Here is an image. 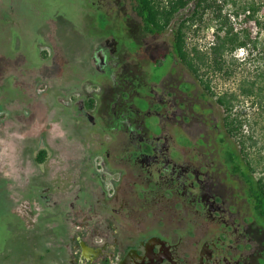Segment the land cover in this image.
I'll list each match as a JSON object with an SVG mask.
<instances>
[{"label": "flooded vegetation", "instance_id": "af4514ba", "mask_svg": "<svg viewBox=\"0 0 264 264\" xmlns=\"http://www.w3.org/2000/svg\"><path fill=\"white\" fill-rule=\"evenodd\" d=\"M95 2L98 8L82 14L86 30L102 27L98 14L111 25L113 2ZM130 7L126 14L142 22L134 0ZM88 34L98 44L83 77L94 91L110 93L112 107L101 117L76 92L71 105L81 109L70 117L96 154L86 169L93 164L99 173L91 179L77 172L78 189L61 209L58 179L50 185L35 176L26 191L19 171L0 172V187L16 197L19 212L18 227L10 226L12 208L0 213V264H41V245L48 264H264V194L248 170H236L234 137L215 115L217 95L199 77L181 76L179 58L153 79L151 60L142 69L126 61L125 42L112 30ZM165 53L177 55L175 47ZM100 128L109 141L94 139ZM67 164L61 174L81 168ZM22 228L31 230L24 240Z\"/></svg>", "mask_w": 264, "mask_h": 264}, {"label": "rangeland", "instance_id": "374dc122", "mask_svg": "<svg viewBox=\"0 0 264 264\" xmlns=\"http://www.w3.org/2000/svg\"><path fill=\"white\" fill-rule=\"evenodd\" d=\"M95 1L0 0V172L19 171L23 175L22 178L27 179L23 181L26 191L32 187L33 183L29 182L33 181L35 176L39 177L40 182L44 184L48 182L50 185L54 179H58L60 185L55 193L61 209H65L64 205L67 204L70 194L78 189L80 176L77 172L84 173L82 177L87 176L91 179H96V174L99 173L93 164H89L86 169L85 162L97 159H92L96 156L93 147L86 148L82 145L83 138H80L82 132L74 130L75 126L70 116L81 109V104L76 102L72 106V96L75 93L74 101L77 92L84 98L83 101H93L95 110L101 112V117H108L104 109L112 107L110 93L104 94L103 90L99 89L94 91L92 84L83 77L89 76L87 69L92 61L91 54L98 44L88 32L110 34L112 30L116 38L125 42L123 44L126 48L123 51L127 57L124 56L126 61L133 60L138 68L142 69L149 67L151 60V69L149 68L147 72L151 70L153 79L165 75L179 58L178 55L165 56V52L174 48L173 28L159 35H150L145 31L139 17L135 14H126L131 10L130 0H121L120 5L119 0H111L113 2L112 16H109L111 25L104 27V18L98 14L102 27L87 25V31L82 14L86 11L85 7L98 8ZM233 1L239 4L245 2ZM260 14L264 19V9ZM232 20L234 21V18ZM249 28L250 35L255 38L259 31L256 23L251 22ZM261 37L264 38V31ZM215 41L212 26L196 24L188 37V50L192 55L194 47L207 51ZM245 52L246 50L241 48L236 57L243 61L247 55ZM178 63L176 70H180L181 76L189 77V73L196 76L182 61ZM237 73L236 76L230 77L224 73L210 75L213 79V90L217 95L232 91L240 92V86L245 79L255 78L256 64L249 61L242 65ZM91 93L96 97L98 94L104 95L101 104L100 99L94 100ZM239 100L238 109L243 113L256 114L261 109L260 105L252 104L249 98L242 96ZM70 107H73V110L69 111ZM226 112L219 104L215 115L225 118ZM258 127L257 136L260 133ZM100 130L102 128L93 135L94 139L104 137L105 134ZM261 132H264V129ZM103 139L109 141L107 136ZM80 143L81 146H78ZM42 150L47 153L45 162L40 165L37 154ZM234 150L239 153V145L235 138ZM72 161H76V165L81 168L73 176L68 173L61 174L67 172L64 167L68 165L67 162ZM56 165L60 171V174H56L58 176L53 175ZM259 171L260 169L255 173L249 171L248 173L255 180L260 174ZM16 203V197H7L0 187V213L5 214L12 208L11 227H18L19 223L15 216ZM39 209L44 212L46 208ZM1 220L0 218V223ZM60 221L63 219L60 218ZM30 231V228H22L20 237L24 240L30 235ZM41 248L43 257L46 256L42 258L41 264H48L49 257L44 246L41 245Z\"/></svg>", "mask_w": 264, "mask_h": 264}, {"label": "trees", "instance_id": "16d2710c", "mask_svg": "<svg viewBox=\"0 0 264 264\" xmlns=\"http://www.w3.org/2000/svg\"><path fill=\"white\" fill-rule=\"evenodd\" d=\"M134 4L147 32L162 34L173 28L176 54L213 96L217 94L211 74L236 76L242 65L249 61L256 64L255 78L245 79L240 92H227L217 97L227 111L225 127L239 145V153H232L236 170L255 173L260 169L257 181L264 194V132H261L264 129V38L261 37L264 19L260 14L264 0H245L241 4L233 0H134ZM251 22L259 28L255 38L249 32ZM196 24L212 26L216 41L207 51L194 47L192 55L188 50V37ZM233 35L236 36L233 38ZM241 48L247 53L243 61L236 57ZM242 96L260 105L261 109L256 114L240 111L238 103ZM45 153L42 150L37 154L38 163L45 161Z\"/></svg>", "mask_w": 264, "mask_h": 264}]
</instances>
